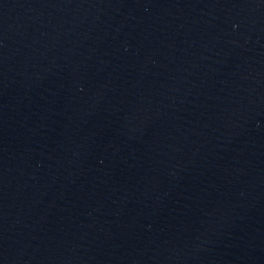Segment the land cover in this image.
<instances>
[{"label": "water", "instance_id": "water-1", "mask_svg": "<svg viewBox=\"0 0 264 264\" xmlns=\"http://www.w3.org/2000/svg\"><path fill=\"white\" fill-rule=\"evenodd\" d=\"M0 264H264V0H0Z\"/></svg>", "mask_w": 264, "mask_h": 264}]
</instances>
